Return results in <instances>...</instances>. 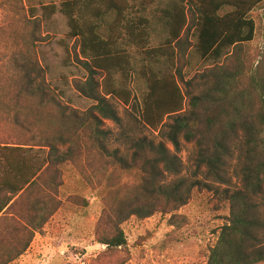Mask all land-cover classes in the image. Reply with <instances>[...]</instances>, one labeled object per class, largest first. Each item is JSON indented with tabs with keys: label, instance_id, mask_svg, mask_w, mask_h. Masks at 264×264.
Returning <instances> with one entry per match:
<instances>
[{
	"label": "trees",
	"instance_id": "1",
	"mask_svg": "<svg viewBox=\"0 0 264 264\" xmlns=\"http://www.w3.org/2000/svg\"><path fill=\"white\" fill-rule=\"evenodd\" d=\"M261 2L169 0L164 8L155 10L156 23L166 33L157 47L150 44L154 28L144 16L153 0H63L58 7L40 5L43 15L51 17L58 12L66 18L67 36L77 50L75 61L87 73L84 81L74 82L75 89L95 102L82 113L63 105L50 90L35 52L38 20L29 0L0 2L12 21L21 9L28 18L19 19L25 18L32 27L27 41H16L10 56L0 57V225L12 214L32 228L20 224L12 238L20 245L16 252L5 245L7 236L0 232V264L21 257L34 232L51 224L62 206L56 198L63 170L69 165L104 194L96 233L97 242L109 250L126 245L121 225L130 218L169 214L186 204L189 197L180 189L157 183L174 159L162 142L136 139L129 160L106 148L108 132L101 128V118L118 120L109 99L129 100L125 87L135 72L133 49L143 66L137 75L145 84L140 99L146 126L166 128L164 119L171 118L167 125L170 141L176 144L181 136L194 143L197 161L215 172L228 155L230 134L236 130L244 134L245 191H224L219 196L229 214L205 264L263 262V257L249 254L243 242L249 239L255 222L249 196L264 188V53L247 78H242L243 65L219 74L210 90L190 98L187 112H182L183 101L173 75L175 44L188 26V12L194 53L218 63L254 40L257 28L250 13ZM97 75L102 76L101 82L95 79ZM121 176L138 183L131 188L121 183ZM21 210L23 213H18ZM23 234L26 240L21 245Z\"/></svg>",
	"mask_w": 264,
	"mask_h": 264
},
{
	"label": "rangeland",
	"instance_id": "2",
	"mask_svg": "<svg viewBox=\"0 0 264 264\" xmlns=\"http://www.w3.org/2000/svg\"><path fill=\"white\" fill-rule=\"evenodd\" d=\"M62 1L29 0L38 20V28L34 32L39 42L35 52L54 96L63 105L82 113L95 102L75 89L74 82L84 81L87 73L75 61L77 50H74L75 42L67 36L69 29L66 18L58 12L47 17L40 9V5L48 4L58 7ZM167 1L153 0L144 14L154 28L150 36L153 47H157L166 37L165 31L157 25L155 15L157 9L164 8ZM129 3L132 4L131 1ZM18 11L20 16L12 21L9 13L6 15L8 10L4 11L0 6L1 58H8L14 50V43L27 41L32 31L31 25L26 24L23 18L27 15L21 9ZM250 16L257 28L254 40L244 45L240 53L214 63L194 53L192 18L191 13H187L188 26L175 44L176 70L173 72L183 101L182 112L188 111L192 96L201 95L214 86L219 74L234 71V65H243L242 78H247L256 67L264 53V0L251 11ZM131 55L135 72L125 87L130 92L129 100L109 99L118 120L101 118V128L108 132L106 148L109 151L117 150L124 159L129 160L136 139L162 142L174 159L166 171L162 170L157 183L168 189H180L189 197L186 204L169 214L156 213L145 219L130 218L121 225L126 245L109 250L97 242L96 233V225L104 208V194L87 184L69 165L63 170L62 186L56 198L62 204L61 209L47 229L38 232L44 239L36 241L16 264H205L209 249L218 242L229 214L228 208L219 202V196L224 191H245L242 179L244 134L240 130L230 134L229 152L219 172L200 164L194 143L186 142L181 136L177 137L176 144L170 141L167 125L171 123V118L166 117V128L158 130L144 124L140 93L145 90V84L137 75L143 66L134 49ZM95 79L101 82L102 76L97 75ZM99 91L98 87L96 92ZM121 179L122 184H128L131 188L138 183L134 178L121 176ZM249 198L254 208L252 220L255 222L243 247L249 254L263 257L261 264H264V188Z\"/></svg>",
	"mask_w": 264,
	"mask_h": 264
},
{
	"label": "crops",
	"instance_id": "3",
	"mask_svg": "<svg viewBox=\"0 0 264 264\" xmlns=\"http://www.w3.org/2000/svg\"><path fill=\"white\" fill-rule=\"evenodd\" d=\"M2 214H0L1 216ZM23 224L27 229H32L31 227H29L26 223L22 222L17 216L12 215V214H8L7 218L3 221V223L0 225V232H2L4 235L7 236V243L5 244L9 249H14L16 252L17 250H19L20 245H16L14 244V242L12 241V238L14 236V233L17 232L19 229H21V225ZM50 224V223H49ZM49 224H46L44 226V228L42 229L43 231H45L48 227ZM24 233V231H22ZM43 236L41 234H39L38 232H34V238L29 246V248L26 250V252L19 257L17 260H15L14 262H12V264H16L22 257H24V255H26L30 249L33 248V245L36 241L38 240H43ZM21 245H23L25 243L26 237L23 234L21 236Z\"/></svg>",
	"mask_w": 264,
	"mask_h": 264
}]
</instances>
